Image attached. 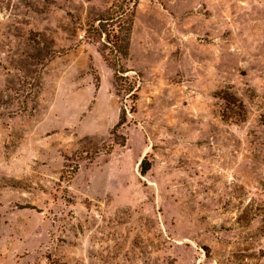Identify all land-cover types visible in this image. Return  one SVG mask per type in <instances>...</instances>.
<instances>
[{
    "label": "rangeland",
    "instance_id": "374dc122",
    "mask_svg": "<svg viewBox=\"0 0 264 264\" xmlns=\"http://www.w3.org/2000/svg\"><path fill=\"white\" fill-rule=\"evenodd\" d=\"M115 3L0 0V264H264V0Z\"/></svg>",
    "mask_w": 264,
    "mask_h": 264
},
{
    "label": "trees",
    "instance_id": "16d2710c",
    "mask_svg": "<svg viewBox=\"0 0 264 264\" xmlns=\"http://www.w3.org/2000/svg\"><path fill=\"white\" fill-rule=\"evenodd\" d=\"M136 5V0H116V3L111 7L110 14L108 16L98 17L92 19L86 29L87 33H91L93 37L101 38L104 47L107 50L102 49L101 54L103 58L117 68L114 71V78L116 81H126L127 88L130 92V97L136 99L137 92V79L130 78L126 74L129 69L122 66V59L128 55L129 46V33L121 34L120 28L125 23V28L130 32L132 19H133V6ZM111 66V65H110ZM230 99L236 104V99L232 95L221 96L224 100ZM133 100V102H134ZM126 119L124 110L120 116L119 121L114 126V129L121 126ZM114 133V131H112ZM144 170H142V173Z\"/></svg>",
    "mask_w": 264,
    "mask_h": 264
}]
</instances>
